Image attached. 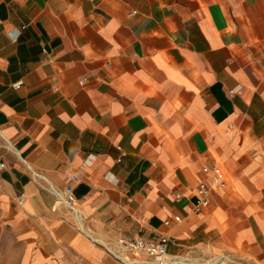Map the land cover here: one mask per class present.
I'll list each match as a JSON object with an SVG mask.
<instances>
[{
	"label": "crops",
	"instance_id": "1",
	"mask_svg": "<svg viewBox=\"0 0 264 264\" xmlns=\"http://www.w3.org/2000/svg\"><path fill=\"white\" fill-rule=\"evenodd\" d=\"M0 164V264H264V0H0Z\"/></svg>",
	"mask_w": 264,
	"mask_h": 264
},
{
	"label": "built area",
	"instance_id": "2",
	"mask_svg": "<svg viewBox=\"0 0 264 264\" xmlns=\"http://www.w3.org/2000/svg\"><path fill=\"white\" fill-rule=\"evenodd\" d=\"M82 82V80H80ZM230 94L233 90L229 91ZM120 149V146H117ZM119 160V158H118ZM2 165V164H0ZM203 171L211 173L212 182L218 186H223L224 181L221 178V170L218 166H204ZM54 192L59 197L60 202L69 208L75 215L78 214V210L75 206V196L71 187L66 186L61 191ZM210 192V186L201 181L196 190L195 206H205L208 204V194ZM22 195L19 196L18 201L22 202ZM175 220L179 219L178 215L174 216ZM165 223L169 222V219L164 220ZM173 241V239L166 234H160L155 240H144L142 238L128 239L120 237L116 240L115 247L108 245L107 243L96 240L109 256L112 257L115 264H199L200 262L191 260L186 256H178L168 254L166 251L167 244ZM139 254H144L145 258H138ZM227 256L214 257L211 260L206 261L203 264H221ZM237 264H251L244 260H238Z\"/></svg>",
	"mask_w": 264,
	"mask_h": 264
}]
</instances>
